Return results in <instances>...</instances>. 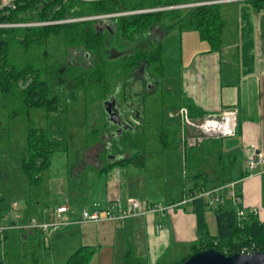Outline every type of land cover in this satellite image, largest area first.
Listing matches in <instances>:
<instances>
[{"label": "crops", "instance_id": "obj_1", "mask_svg": "<svg viewBox=\"0 0 264 264\" xmlns=\"http://www.w3.org/2000/svg\"><path fill=\"white\" fill-rule=\"evenodd\" d=\"M12 1L0 0V5ZM226 6V14L233 17L231 26L223 19L222 46L211 50L200 39L206 46L199 43V51L182 65L174 104H191L204 116L236 110V136L224 144L217 139L211 149H202L203 145L189 153L188 149L119 152L108 149L107 136L95 140L93 147L81 149L72 163L66 156L67 171L62 172L61 167L50 174L37 186L41 195L20 202L18 212L25 219L36 217L42 222L50 219L56 208L68 206L63 219L69 224L49 236L41 231H20L26 241L34 232L42 236L39 247L23 253L24 260L44 264L50 251L53 264H67L79 248L89 247L93 250L89 264H125L128 254L143 264L180 263L193 253L201 235L191 204L177 203L200 188L233 181H239L241 192L237 207L257 209V217L264 221V171L247 175L246 161L249 152L264 153V9L258 11L245 0H231L222 3L221 12ZM173 90L168 85V91ZM174 111L169 109L168 116ZM141 119H136L138 124ZM118 198L175 207L165 215H137L120 223H78L84 209H103ZM225 205L233 208L229 200ZM215 209L209 210L213 217L206 214L208 227L210 221H216Z\"/></svg>", "mask_w": 264, "mask_h": 264}, {"label": "trees", "instance_id": "obj_2", "mask_svg": "<svg viewBox=\"0 0 264 264\" xmlns=\"http://www.w3.org/2000/svg\"><path fill=\"white\" fill-rule=\"evenodd\" d=\"M210 1L222 0H14L12 4L15 8L5 6L0 9V96L11 107H17L12 113L13 117L21 112L28 119L27 156L23 159L22 170L31 186L42 183L43 175L50 169L52 157L59 146L50 139L47 129L34 127L30 118L31 110L39 109L49 114L59 108V98L51 92L47 67L33 62L32 52L40 46L45 47L52 36L63 37L66 53L68 50L79 52L80 60L68 69L66 92L71 103L78 102L82 93L86 98V112L94 109L98 117L99 123L95 122L97 126L86 138L88 148L94 146L95 140L100 141L101 138L103 141L108 136L111 138L108 149H117L119 152L122 149L142 150V139L132 135L133 129L128 128L118 134L107 119L102 107L104 101L120 90L119 85L113 90L117 80H122V85L127 86L126 81L141 67L149 66L150 74L163 73L162 42L142 41V36L154 27L179 22L181 32L195 30L200 39L210 45L211 50H219L225 27L222 3L142 12L110 19H84ZM245 1L252 3L258 11L264 9V0ZM184 13H187V17L182 21ZM105 20L112 23L111 30L101 26ZM111 47L116 50L129 48V52L117 59H108L105 52ZM125 89L123 87L122 91L126 100ZM98 100L99 104H95ZM183 106L189 109L193 120L204 117L188 103L174 104L172 109L176 111ZM172 122L176 126L180 124L177 119ZM202 189L208 188L203 187L198 191ZM191 206L198 218L201 239L193 247V253L176 264H183L193 254L207 249H215L226 256L241 254L245 249L251 253H264V221H260L257 216L248 214L247 219L240 223L234 207L218 206L214 210L217 233L211 235L205 199H196ZM92 256L91 248L82 247L70 257L67 264H89ZM125 264L143 263L128 254Z\"/></svg>", "mask_w": 264, "mask_h": 264}, {"label": "rangeland", "instance_id": "obj_3", "mask_svg": "<svg viewBox=\"0 0 264 264\" xmlns=\"http://www.w3.org/2000/svg\"><path fill=\"white\" fill-rule=\"evenodd\" d=\"M228 9L229 7L226 6L222 15L224 14L223 19L229 21L228 25L231 26L230 19L233 16L226 14ZM186 17L187 13H184L181 20L183 21ZM180 25L179 22L165 23L162 26L152 28L142 36L143 42L149 40L162 42L165 66L162 74H150L149 67H141L135 71L134 76L126 81L127 86L122 85V82L117 80L113 88L114 90L117 85L120 86L119 94H116L124 107V119L133 126L134 133L132 135L141 137V145L143 144L141 149H188L189 153V149H201L203 145L202 149H211L210 144H216L218 141L216 139L206 140L199 146L189 147L186 142L187 132L181 121H179V126H176L172 124L174 122L168 119V111L172 109L176 103L174 101L179 95L181 67L186 65L194 53L199 51V43H203L197 31L181 32L179 30ZM103 26L111 27V22L105 20ZM202 45L206 46V43ZM113 48L111 47L105 52L108 59L111 57L117 59L129 52V48L120 50ZM31 58L37 64L46 65L51 92L59 98V108L49 115L39 109L31 111L30 118L33 120L34 127L47 129L50 139L59 145L58 151L52 157L53 164L51 163L52 166L49 172L47 171L48 175H43V182L50 174L53 175L60 170L59 168H67L65 166L66 156L72 163L75 161L78 152L81 149H86L87 135L94 128L98 117L94 109L89 113L86 112V98L82 93L79 95L78 102L74 103H71L66 94V88L63 84L64 77L61 74V70L67 64L66 46L62 36L50 37L45 47L40 46L32 52ZM146 74H150L152 78L149 80L151 82L150 88H146L145 82L142 81V77ZM168 85H171L174 90L169 92ZM123 87H126V100L123 96ZM94 103L99 104V100ZM16 110L17 107H11L8 101L0 96V220L6 213L11 216L10 212L14 202L20 204L26 199H33L41 195V189L37 186H31L22 170L23 159L27 156L25 150L26 129L29 125L27 117L21 112L15 117L12 116ZM136 113H140L143 120L142 124L137 123ZM195 130L190 129L191 136L197 134ZM226 139L228 138H222L223 144L227 142ZM106 142L109 143V138ZM66 171L67 169H64L62 172L65 173ZM207 215L213 217V212L209 211ZM209 228L212 234H216L215 220L209 222ZM41 238L39 232H34V236L26 241L20 231H7L4 240L0 236V260L2 264H35L30 258L24 260L23 253H30L32 248L39 247ZM46 253L47 259L44 264H53V261L50 260V251ZM37 264H42L41 260Z\"/></svg>", "mask_w": 264, "mask_h": 264}, {"label": "built area", "instance_id": "obj_4", "mask_svg": "<svg viewBox=\"0 0 264 264\" xmlns=\"http://www.w3.org/2000/svg\"><path fill=\"white\" fill-rule=\"evenodd\" d=\"M231 0L210 1L200 4H215L227 2ZM196 4L195 6H199ZM5 6L15 8L12 2L8 4H1L0 9ZM176 7V6H175ZM175 7L149 9L136 12H125L117 14L103 15L99 17H90L87 19H110L117 16L136 14L142 12L163 11L168 9H176ZM191 7V6H190ZM80 20V19H79ZM1 27V25H0ZM172 119L181 121L183 128L187 132L186 142L189 147L199 146L206 140L222 139L236 136L237 133V117L236 110L224 111L219 114L205 115L199 120H193L190 117L189 109L185 106L169 114ZM190 129L195 130L197 134L191 136ZM248 164L247 175H251L254 171H264V153L261 151L249 152L246 158ZM239 181H233L224 185H218L208 189H202L196 193L185 196L176 206H185L191 204L194 200L203 198L207 203V209L212 210L218 206H223L229 200L237 212V218L240 223L247 219L248 214L258 215L257 209L245 210L238 208L237 205L241 200V192L239 189ZM175 207V205L163 206L159 204H144L137 199L122 200L116 199L108 204L106 208L88 210L84 209L80 215L78 223H104L113 222L120 223L124 220L133 218L137 215L162 213L165 215L166 211ZM19 204L17 202L12 205L11 216L6 213L0 220V236L4 238L9 230L18 231H41L46 235L58 231L60 228L67 226L69 223L63 219V215L68 213V206H61L54 210L51 218L46 221H39L36 217L25 219L24 216L18 212ZM248 250H244L241 254H250Z\"/></svg>", "mask_w": 264, "mask_h": 264}, {"label": "water", "instance_id": "obj_5", "mask_svg": "<svg viewBox=\"0 0 264 264\" xmlns=\"http://www.w3.org/2000/svg\"><path fill=\"white\" fill-rule=\"evenodd\" d=\"M196 4L191 5H180L175 8H183L195 6ZM204 5V4H200ZM117 101L116 99H112L104 104L105 111L109 116V121L114 126H123V122H121L119 112L116 111ZM115 107V111L113 108ZM124 114V113H123ZM140 113L135 114V118L138 120ZM123 129L127 130L128 128L133 129V126L128 123L127 120L124 119ZM128 127V128H127ZM134 130V129H133ZM121 132V131H118ZM183 264H264V253L259 251H253L250 254H234L233 256H226L223 253L215 250V249H207L203 251H199L193 254L186 262Z\"/></svg>", "mask_w": 264, "mask_h": 264}, {"label": "flooded vegetation", "instance_id": "obj_6", "mask_svg": "<svg viewBox=\"0 0 264 264\" xmlns=\"http://www.w3.org/2000/svg\"><path fill=\"white\" fill-rule=\"evenodd\" d=\"M103 23L104 22H102L101 23V26L104 28V29H109V30H111V28H112V23H111V27H108V26H106V27H104L103 26ZM9 26V25H8ZM82 52V51H81ZM79 55V57L77 58V56ZM66 57H67V64H66V66L61 70V74H62V76L64 77V80H63V84L65 85V88H66V86H68V83H69V76H68V69L75 63V61H77V60H80V58H81V56H80V54H79V52L78 51H73V50H68V52L66 53ZM82 57H84V55H82ZM84 63H85V61H83ZM85 65V64H84ZM86 66V65H85ZM146 68L147 67H149V66H145ZM140 69V68H139ZM135 75V71L132 73V75H131V77L132 76H134ZM150 76V77H149ZM150 78H151V75L149 74V75H144L143 77H142V81H144L145 82V85H146V88H150V85H151V82L149 81L150 80ZM121 82H122V84H123V81L121 80ZM118 90H116L115 92H114V94H111L108 98H107V100H105L104 101V104L106 103V102H108V101H111L112 99H116V101H117V105H116V111H118L119 112V115H120V119H121V122H123V126H125L126 127V125L124 124V115H123V111H124V107H123V104L119 101V98H118V95L116 94V93H118L119 94V91L117 92ZM66 94L68 95V93L66 92ZM104 104L102 105V107L104 108V110H105V107H104ZM122 105V106H121ZM112 108H113V106H112ZM113 111H115V107L113 108ZM106 112V111H105ZM107 114V113H106ZM136 114H138V113H136ZM107 119L109 120V116H108V114H107ZM114 126V125H113ZM123 126H122V128H121V126H115V128H116V131L118 132V131H121V132H123L125 129H123ZM128 128V127H127ZM121 132H118V134H121Z\"/></svg>", "mask_w": 264, "mask_h": 264}, {"label": "bare ground", "instance_id": "obj_7", "mask_svg": "<svg viewBox=\"0 0 264 264\" xmlns=\"http://www.w3.org/2000/svg\"><path fill=\"white\" fill-rule=\"evenodd\" d=\"M182 103V102H181ZM189 107V106H188ZM155 121V120H154ZM160 139V138H159ZM157 141V140H156ZM143 145V144H142ZM41 199V198H40ZM41 205V204H40ZM15 231V230H14ZM7 237V236H6ZM3 240H4V238H3ZM88 248V247H87ZM80 249V248H79ZM79 253V252H78ZM74 254V253H73ZM33 255V254H32ZM76 255V254H75ZM72 256V255H71ZM78 256V255H77ZM80 256H82V255H80ZM75 260V259H74ZM82 260V259H81Z\"/></svg>", "mask_w": 264, "mask_h": 264}]
</instances>
